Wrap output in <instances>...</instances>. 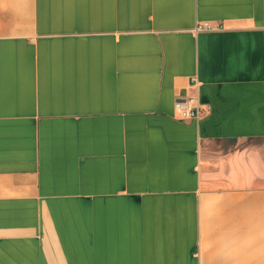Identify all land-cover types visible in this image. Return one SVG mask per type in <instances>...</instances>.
Masks as SVG:
<instances>
[{"label": "crops", "instance_id": "1", "mask_svg": "<svg viewBox=\"0 0 264 264\" xmlns=\"http://www.w3.org/2000/svg\"><path fill=\"white\" fill-rule=\"evenodd\" d=\"M0 264H264V0H0Z\"/></svg>", "mask_w": 264, "mask_h": 264}, {"label": "built area", "instance_id": "2", "mask_svg": "<svg viewBox=\"0 0 264 264\" xmlns=\"http://www.w3.org/2000/svg\"><path fill=\"white\" fill-rule=\"evenodd\" d=\"M198 30H212V28L210 26H199ZM177 107L182 118L188 121H199L207 112L197 96L178 101Z\"/></svg>", "mask_w": 264, "mask_h": 264}]
</instances>
